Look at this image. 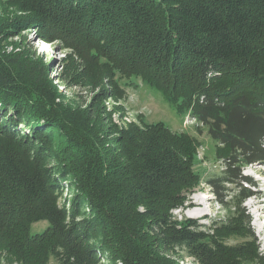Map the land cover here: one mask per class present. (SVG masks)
I'll list each match as a JSON object with an SVG mask.
<instances>
[{
	"label": "trees",
	"instance_id": "16d2710c",
	"mask_svg": "<svg viewBox=\"0 0 264 264\" xmlns=\"http://www.w3.org/2000/svg\"><path fill=\"white\" fill-rule=\"evenodd\" d=\"M29 30L69 50L56 78L88 102H65ZM137 82L215 142L222 219L173 214L203 182L193 136L113 122L104 101ZM251 164L264 165V0H0V263L264 264L242 207Z\"/></svg>",
	"mask_w": 264,
	"mask_h": 264
},
{
	"label": "rangeland",
	"instance_id": "374dc122",
	"mask_svg": "<svg viewBox=\"0 0 264 264\" xmlns=\"http://www.w3.org/2000/svg\"><path fill=\"white\" fill-rule=\"evenodd\" d=\"M22 34L25 36V43H27L32 50L34 49L38 56L43 57L46 61L51 59L55 61L53 70H50L48 73L50 79L54 81L58 92L64 96L65 102L73 101L76 104L88 102L91 92L87 93L79 86L68 88L56 78V71L60 69L58 64L69 50H61L56 42L46 43L45 41H43L44 48H42V46H40L41 40L37 39V37L32 34V30H29L27 33L23 32ZM17 43H19V37L10 38L8 44H6L7 50H12L15 46L14 44L17 45ZM125 90V99L114 102L113 99L108 98L104 101L106 110L112 111L111 118L114 123L124 125V122L132 120L137 121V116L140 115L144 123L151 124L163 122L171 131L188 133L200 144L197 151L195 170L202 175L203 182L191 195L192 206L174 210L173 214L177 218L189 217L202 224H207L210 220L222 219L225 215L227 206L221 204L219 198H223L225 192L223 189L217 188L219 195L222 196L219 197L206 182V179L219 177L224 164L221 160L217 159L215 154V142L208 135L206 128H197L194 120L189 116L181 118L175 113L173 107L164 100L160 93L149 89L141 82H137V87L126 88ZM116 107H120V110L115 109ZM241 173L244 176L250 177L256 183L254 189L257 196L251 198V200H245L242 203V207L250 218V227L257 239L259 252L264 255V165L251 164L243 166ZM225 187H228L227 189L229 192L235 190L231 185ZM70 197V193L64 189L59 203H62L64 200H66L67 203ZM226 199L228 200L229 198L227 197ZM47 226V221H39L32 224L30 230L32 233H39ZM191 262L192 259L184 257L179 264H191ZM0 264L3 263L1 262ZM49 264L57 263L55 260L51 259ZM100 264H109V262L103 257L100 260Z\"/></svg>",
	"mask_w": 264,
	"mask_h": 264
},
{
	"label": "built area",
	"instance_id": "2783aa9c",
	"mask_svg": "<svg viewBox=\"0 0 264 264\" xmlns=\"http://www.w3.org/2000/svg\"><path fill=\"white\" fill-rule=\"evenodd\" d=\"M43 41H41V45L40 46H42V48H44V46H43ZM42 48H41V52H42ZM188 118V117H187ZM190 119V118H189ZM193 119V118H192ZM191 120V119H190ZM194 120V119H193ZM130 122V121H129ZM195 122V121H194ZM124 123H126V122H124ZM181 263V262H180Z\"/></svg>",
	"mask_w": 264,
	"mask_h": 264
}]
</instances>
